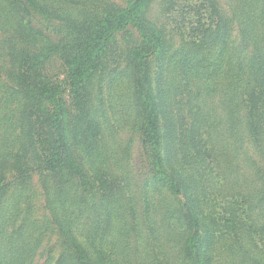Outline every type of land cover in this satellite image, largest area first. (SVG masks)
<instances>
[{
  "label": "trees",
  "instance_id": "1",
  "mask_svg": "<svg viewBox=\"0 0 264 264\" xmlns=\"http://www.w3.org/2000/svg\"><path fill=\"white\" fill-rule=\"evenodd\" d=\"M151 2L112 3L77 18L62 0H0L6 37L0 44V264H134L122 253L127 247L117 221L122 201H133L130 151L120 160L114 146H106L107 134L117 130L94 103L91 87L120 72L109 70L110 45L129 30L137 41L126 47L121 69L123 111H129L121 129L141 130L152 170L145 201L149 184L182 195V207L166 219L182 234L176 264H215L219 234L230 230L238 239L240 227L246 231L239 223L248 201L239 200L234 187L220 191L226 163L218 138H247L264 159V0H236L233 18L216 0H170L166 13L181 23L176 44L149 18ZM54 21L62 38L38 24ZM232 21L240 38L231 49ZM54 56L66 67L71 106L65 87L46 72ZM219 107L228 120L217 114ZM36 171L49 211L43 231L32 215ZM213 194L223 196L222 212L211 209ZM47 231L57 236L58 252L42 261L37 255ZM152 237L162 245L161 237ZM227 245L233 252L222 260L240 253L247 263L246 245ZM171 257L157 254L152 264H170Z\"/></svg>",
  "mask_w": 264,
  "mask_h": 264
},
{
  "label": "rangeland",
  "instance_id": "2",
  "mask_svg": "<svg viewBox=\"0 0 264 264\" xmlns=\"http://www.w3.org/2000/svg\"><path fill=\"white\" fill-rule=\"evenodd\" d=\"M67 3L68 6L73 8L75 17L79 18L85 13L91 14L93 10L101 9L103 6L115 3L116 5L125 6L129 0H62ZM220 7H222L223 13L232 17L233 6L236 0H216ZM170 0H152L151 9L149 12V18L159 26L165 28L169 38H173L175 44L178 42L181 25L179 16L177 14L169 15L166 13V8L170 4ZM233 18V17H232ZM39 25H44V28H48V33L54 38H62L63 30L59 26L57 21H54L52 25H46L45 23L38 22ZM230 47H235L239 43V28L235 21H232L230 25ZM136 33L134 31H126L118 33L114 40L111 42L110 59L108 63L109 70L115 69L114 73L118 70L120 72L116 77L111 75L105 78L96 79L91 87L92 93L95 94L94 103L105 109L109 115V118L114 124L117 132L113 130L112 133H108V140H105L107 147L114 146V149L119 153L121 160V152L125 150L130 151L128 171L130 172V189L127 191L133 198L132 202L125 203V200L121 203V219H117L121 226V243H124V247H127L123 254L130 257L134 264H141L142 260L146 261V264L154 263V257L160 254L162 257L172 256L170 264H176L179 262V247L176 244L182 237V234L178 231V228L173 227L166 221L171 214L182 207V195H175L166 189L164 191L155 190L153 185L149 184L150 189V201L146 202L144 199V185L148 184V179L151 177V166L145 145L142 140V134L140 129H121V120L126 119L129 111H123V100L125 93L127 94L126 82L127 78L121 79V69L126 65V47L136 43ZM5 36L0 33V44L5 43ZM46 72L52 78L63 85L65 91V98L69 106H71V97L69 94V87L66 83V67L62 60L58 56H54L52 60L47 64ZM126 89V90H125ZM123 97V98H122ZM223 108H217V114L221 119L226 121L227 113L222 111ZM221 127H227L221 120ZM220 147L223 146L221 160L226 163L222 165V183L221 192L223 194L228 193V189L234 187L237 191L241 192L239 200L248 201L247 216L244 222H240L239 238L237 239L233 231L226 232V235L221 234L219 237L218 250L215 251L217 255L215 264H242L243 258L240 253L230 256V260L226 256L230 255L233 251L231 249H225L223 246L238 248V244L242 243L246 245L248 250L247 263L246 264H258V262L264 263V159L262 158L259 150L255 149L253 145L248 142L247 138H240L236 140L231 135L220 136L218 138ZM129 146V148L127 147ZM237 151V152H236ZM108 150L106 153H109ZM255 165V166H254ZM13 176L14 174L10 172ZM11 177V175H9ZM41 175L38 171L33 172L32 185H34L33 191L36 193L32 199L33 217L38 220L39 225L43 228L49 220L48 209H46V195L44 194V188L41 186ZM125 190L122 191V196L125 195ZM233 191V190H231ZM223 196L218 197L213 194L214 202L211 209L213 211H223ZM26 205V204H25ZM27 207V205H26ZM177 216L179 214L177 213ZM11 223L14 221V216L11 215ZM180 217V216H179ZM10 231V230H9ZM37 230H35L36 232ZM225 231V229H224ZM153 234L161 237V244L153 243ZM57 236L49 231L45 232L44 244L45 247L38 251L37 259L44 261L49 253L54 255L58 252L56 249ZM124 241V242H123ZM151 243V244H150ZM130 244V247H129ZM55 247V248H54ZM53 249V252L50 250ZM159 251L165 252L163 256ZM221 255H226L224 259H221Z\"/></svg>",
  "mask_w": 264,
  "mask_h": 264
}]
</instances>
